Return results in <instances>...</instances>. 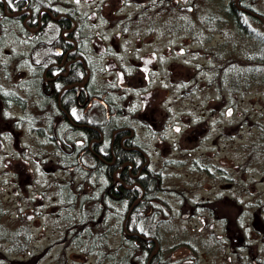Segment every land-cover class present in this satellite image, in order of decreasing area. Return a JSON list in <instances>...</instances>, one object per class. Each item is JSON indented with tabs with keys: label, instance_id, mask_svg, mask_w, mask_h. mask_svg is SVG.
Instances as JSON below:
<instances>
[{
	"label": "rangeland",
	"instance_id": "1",
	"mask_svg": "<svg viewBox=\"0 0 264 264\" xmlns=\"http://www.w3.org/2000/svg\"><path fill=\"white\" fill-rule=\"evenodd\" d=\"M54 1L60 11L80 15L76 27L81 24L79 31L90 37L88 56L94 70L100 69L90 72L89 80L103 91L112 89L110 95L126 110L120 120H128L136 129L150 168L163 175L162 190L151 199L147 221L163 236V254L176 264H238L236 258L249 255L250 248L264 264V61L256 56L264 48L258 41L264 40V23L245 13L241 18L255 37H248V31L241 33L237 26L234 29L232 20L220 19L224 15L219 4L229 0H196L193 9L183 13L154 4L147 20L144 0ZM63 1L67 5H61ZM248 2L264 11V0ZM171 15L176 19L168 18ZM161 16H166L165 21ZM12 38L5 43L7 49L22 56L27 41ZM48 51L49 46L38 51L34 63L43 62ZM19 55L13 65L22 62ZM226 60L229 66L222 65ZM39 66L32 73L31 67L22 66L19 72L25 102L16 113L23 119L18 142L33 145L32 150L37 145L38 153L54 146L48 135L37 137L32 131L38 114L32 101L37 103L39 98L28 99V95L37 90L32 74L37 77ZM238 70L248 72L246 77L236 76L239 84L232 75ZM18 77L3 80L5 87L12 81L15 88ZM73 135L79 144L83 142L81 132ZM14 143L15 137L0 135V170H5L9 160L5 153L13 150ZM47 160L35 164L34 182L25 177L16 183L12 176L0 173V223L5 226L0 229V264H111L112 258L99 261L84 241L77 244L76 230L65 238L72 210L65 198L69 190L79 191L82 175L65 168L55 171L51 163L45 166ZM65 175H70V181L61 180ZM90 176L81 196L98 198L92 183L96 175L86 180ZM249 207L256 208L245 210ZM188 209L191 215L186 214ZM88 212L85 220L97 221L101 214ZM113 213L104 216L110 219ZM110 220L105 230L116 244L111 248L116 249L121 237Z\"/></svg>",
	"mask_w": 264,
	"mask_h": 264
},
{
	"label": "trees",
	"instance_id": "2",
	"mask_svg": "<svg viewBox=\"0 0 264 264\" xmlns=\"http://www.w3.org/2000/svg\"><path fill=\"white\" fill-rule=\"evenodd\" d=\"M149 1L144 0L146 9V16L144 18L146 20L150 10H148L150 7ZM241 4L264 16V11L257 10L252 2L243 0ZM219 6L221 7L220 14L224 15L220 17L221 20L230 19L232 20L234 29L237 26L241 33L248 31V34H246L248 37H255L252 30L249 29L248 24L241 18V14H245V10H240V7L235 4L234 0L224 4L220 3ZM173 8L179 13L188 11ZM0 14H5L3 9L0 10ZM249 16L256 21H261L253 14ZM171 18L176 19V16L171 15ZM75 25L73 20L65 19L54 23V37L47 35V33H40L34 39L27 36L16 38L18 41H27L28 43L26 42L25 47H22L20 51L22 54V60H20L22 62L14 64L21 65L22 63L21 66L23 67H31V73L32 71L35 72L36 67L40 65L38 74L36 73L37 77L34 73L32 74L35 77L33 85L37 87V90L33 89L28 95V99L39 98L37 103L32 101L38 113L36 118H34L36 124L33 125L34 130L32 131L33 133L37 132L39 136L48 135L51 138L49 143H52L54 146L53 149L40 150L38 159L43 161L42 164H44L49 157L45 166L51 163L55 167V171L57 170L56 168H65L70 174L71 171L72 173L78 171L82 175V180L78 183L79 187L77 190L79 191H72L71 189L65 198L70 203L68 205L72 209L71 213L67 215V220L70 221V224L67 225L65 238H68L67 234L70 231L76 230L74 234L76 243L81 244L84 241V246L87 245L86 247L91 251L90 253L96 254L101 262L112 258L115 261H112L111 264H160L161 262L176 264L172 257L167 258L163 254L162 244L164 245V240L163 236L161 237L158 234L159 229H152L151 224L150 227L147 224L148 216L152 210L151 199L162 190L163 175L159 171L156 172L150 168L146 149L138 141L136 129L130 125L128 120H120V113H124L126 110L117 104L116 100L110 95L112 89H105L104 91L99 89L97 91L96 86L90 80L86 82L84 91L90 92L92 97L98 96L94 99V102H98L99 110L94 113L88 112L85 120H83L85 114L82 112L84 109L77 104L78 101L65 100L66 97L74 98L78 90H81L84 85L82 82H84L87 76V70H90L91 75L96 69L97 72L100 71L99 68L94 70L95 64H92L90 61L91 57L88 56L86 44L89 40L86 39L90 37L79 31L81 24H79V29ZM65 32L67 37L65 36ZM10 39L13 40L11 36H5L0 41L3 40L6 43ZM258 41L264 47V40ZM35 43H38V45L36 44L37 50L33 51ZM48 46L50 51L45 53L43 62L35 64L34 59L37 52L41 53ZM7 47L10 48L9 46ZM9 51L10 54H8L9 57L6 58V62H10L12 60L10 57L15 54L14 59L10 63L13 64V61H17L16 58L19 54L12 49H9ZM257 55L264 61V48L261 52H257ZM227 64L228 66L230 65L226 60L222 65L227 66ZM63 72L67 73V75H63ZM225 73L229 74V78L232 81L231 71ZM247 73V70H238L232 73L234 75V82L239 84L236 76L242 74L243 77H246ZM53 78H55L57 86H70V89L67 88L64 91L62 98L66 104L51 95L52 89L49 86V82L55 83ZM225 81L228 82L229 79L227 78ZM24 102L25 99H23ZM69 103L81 109L79 116L82 120L76 121L72 116L71 121H69V114H66L69 111ZM74 123L78 124L75 125ZM95 126L104 131L106 140L97 141V139L101 138V134L99 135V132L94 128ZM73 132L76 134L78 132L82 133L81 139L83 142L81 144L77 140L78 136L73 135ZM113 138H115V141L112 145ZM90 141H94L91 147L89 146ZM261 141L264 142V125L262 126ZM27 148H30V146L23 147L24 155L27 154L25 151ZM44 152H47V156L43 158ZM253 154L259 155V150L253 149ZM71 166H74V170H71ZM48 170H50L49 167ZM89 175H96L92 183H95L93 187L98 191V198H96L95 194H87L86 197L81 196V189L85 182L89 183L88 181L93 177L90 176L86 180ZM61 180L63 182L66 180L70 181V175H65ZM101 185L102 188H100ZM86 201H88L86 204L88 208L84 206ZM110 201L115 202V205H109ZM249 208L255 209L256 207ZM88 210L97 211L98 213L100 211L101 214L97 221L89 219V217L85 220L86 215L90 214ZM1 211L3 209L0 204V216ZM110 211L115 212L110 219L112 218L116 223V232L121 237L116 249L111 248L116 244L113 245L111 243L105 230L106 223L111 220L106 215L104 216V214H108ZM100 216H104L103 220ZM95 222L99 223L96 225L97 230H95ZM1 228H5V226H2L0 223ZM9 235L10 233L7 236ZM0 238L2 237L0 236ZM65 238L61 242H65ZM22 249L21 246V251ZM154 251H156L155 254H153ZM36 255L38 257V254ZM22 261L27 260L24 259Z\"/></svg>",
	"mask_w": 264,
	"mask_h": 264
},
{
	"label": "flooded vegetation",
	"instance_id": "3",
	"mask_svg": "<svg viewBox=\"0 0 264 264\" xmlns=\"http://www.w3.org/2000/svg\"><path fill=\"white\" fill-rule=\"evenodd\" d=\"M210 1V0H205ZM232 0H229L228 2H231ZM235 4H237L239 7H246L241 2L243 0H239L236 2L234 0ZM64 4L61 5H67V1H63ZM162 3L163 6H169L171 8L175 7L179 10H190L193 9L194 5L196 4V0H150L149 1V8L148 10H152L154 8V4L158 5ZM128 4V3H127ZM42 5V6H40ZM42 7V8H41ZM17 8V9H15ZM3 9L6 11V14H0V39L4 38L5 36H11V37H31L36 38L40 33L47 35H51L54 37L55 34V28L54 23L56 21H63L65 19H71L74 22L79 21L78 17L80 15L74 14L71 10H66V12L60 11L59 6L57 3H55L54 0H0V10ZM174 9V8H173ZM240 10H243L239 8ZM82 16V15H81ZM153 17V15H152ZM214 17V11L211 12L208 16V18ZM166 16H161L160 20L165 21ZM168 18L172 19L171 16ZM23 35V36H22ZM66 36V32H65ZM67 37V36H66ZM38 43H35V47L33 48V51L36 50V46ZM0 45H5V41H0ZM5 45L4 47L0 46V135L1 136H7L10 139L16 138V143L13 145V150L11 152H6L5 155L9 159L7 162V166L5 167V170H0V173L8 174V176H12L14 181L16 183L23 182L24 178L26 177L28 181L34 182V179L36 177L37 170L35 169V164L38 167L39 164H42L43 161H40L38 159L39 153L36 149L32 150L33 145L30 146V148H27L25 151L27 152L26 155H24L23 152V143L18 142V130L21 132V126L23 124L22 115L18 118L16 116V113L18 110L23 108V99L24 95L21 92V85L19 83V78H22L21 74L19 73L20 70H23V67L19 64L13 65L10 64V62H6L4 59H6V55L9 54V49ZM7 50V53L4 55V51ZM21 54V53H20ZM22 60V56L20 57ZM10 64V65H9ZM9 65V67H8ZM10 69V70H9ZM19 74L18 81L15 88H11L13 83L9 84V88H6L3 80H9L11 79L12 75ZM63 75H67V73L63 72ZM90 77V70H87V76L82 82L84 84L81 88V90H78L76 96L74 98L72 97H66L65 100H77V104L84 109L83 114V120H85L86 115L88 112L94 113L99 110L98 108V102H94V99L98 96L92 97L90 92L84 91V86L86 82H88ZM56 78V74H55ZM53 81L55 83L49 82V86H51V95L56 97L60 102L63 101V94L64 91L69 88L66 86H60L56 85V81ZM50 79V78H49ZM52 80V79H51ZM22 81V80H21ZM96 90L98 91L101 89V86L96 85ZM70 89V88H69ZM45 90V89H44ZM102 90V89H101ZM57 91V92H56ZM57 100V101H58ZM67 101V102H68ZM65 104L66 102L63 101ZM69 111H67L66 114H69V121H71V117L75 118L76 121L82 120L79 116V111L81 110L76 105H71L69 103L68 105ZM15 118V121H14ZM18 118V119H17ZM68 121V122H69ZM86 122V121H85ZM97 123V122H96ZM77 125L78 123H74ZM85 125H88L87 123H84ZM96 130L99 132V135L101 134V138L97 139L98 142L100 140H106L105 134L98 126H95ZM17 132V133H15ZM37 137L39 136L38 133H35ZM115 141V138L112 139V145ZM94 141L89 142V146L91 147ZM1 150V145H0ZM1 154V152H0ZM31 157V160L29 159ZM7 170V172H6ZM2 171V172H1ZM1 176V175H0ZM131 187V186H130ZM102 188V185L100 186ZM245 210H251V208H245ZM186 214L191 215V209H188V212ZM220 236V235H219ZM221 237V236H220ZM223 240V238H222ZM237 240V239H236ZM220 245V244H219ZM250 254L245 255V257H238L236 258L238 264H263L262 259L257 255L256 252H254L252 249H250ZM156 251L153 253L155 254ZM180 258V257H179ZM181 264H193V262L188 263H181Z\"/></svg>",
	"mask_w": 264,
	"mask_h": 264
},
{
	"label": "water",
	"instance_id": "4",
	"mask_svg": "<svg viewBox=\"0 0 264 264\" xmlns=\"http://www.w3.org/2000/svg\"><path fill=\"white\" fill-rule=\"evenodd\" d=\"M238 1L239 0H236V2H238ZM240 8L244 9V10L248 11L249 13L253 14L254 16L260 18L264 22V16L261 13L256 12V11L249 9V8H246V7H240ZM161 264H167V263H161Z\"/></svg>",
	"mask_w": 264,
	"mask_h": 264
},
{
	"label": "bare ground",
	"instance_id": "5",
	"mask_svg": "<svg viewBox=\"0 0 264 264\" xmlns=\"http://www.w3.org/2000/svg\"><path fill=\"white\" fill-rule=\"evenodd\" d=\"M2 10V9H1ZM5 14H6V11L4 10Z\"/></svg>",
	"mask_w": 264,
	"mask_h": 264
},
{
	"label": "snow or ice",
	"instance_id": "6",
	"mask_svg": "<svg viewBox=\"0 0 264 264\" xmlns=\"http://www.w3.org/2000/svg\"><path fill=\"white\" fill-rule=\"evenodd\" d=\"M229 111H231V110H229Z\"/></svg>",
	"mask_w": 264,
	"mask_h": 264
}]
</instances>
